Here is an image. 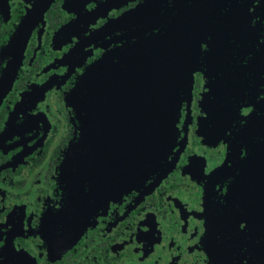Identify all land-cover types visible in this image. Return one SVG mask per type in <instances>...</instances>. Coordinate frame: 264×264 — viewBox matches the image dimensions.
Wrapping results in <instances>:
<instances>
[{
	"label": "flooded vegetation",
	"instance_id": "obj_1",
	"mask_svg": "<svg viewBox=\"0 0 264 264\" xmlns=\"http://www.w3.org/2000/svg\"><path fill=\"white\" fill-rule=\"evenodd\" d=\"M41 1L0 0V264H264V0Z\"/></svg>",
	"mask_w": 264,
	"mask_h": 264
},
{
	"label": "water",
	"instance_id": "obj_2",
	"mask_svg": "<svg viewBox=\"0 0 264 264\" xmlns=\"http://www.w3.org/2000/svg\"><path fill=\"white\" fill-rule=\"evenodd\" d=\"M51 1H52V0H46V1L42 0L41 2H39V5H37V7H36L35 10L37 11V10L39 9V6L41 5V3L44 2V8H43V11H45V9L50 5ZM191 88H192V86H191Z\"/></svg>",
	"mask_w": 264,
	"mask_h": 264
},
{
	"label": "rangeland",
	"instance_id": "obj_3",
	"mask_svg": "<svg viewBox=\"0 0 264 264\" xmlns=\"http://www.w3.org/2000/svg\"><path fill=\"white\" fill-rule=\"evenodd\" d=\"M152 111V110H151ZM151 113V112H150ZM152 113H154L153 111H152Z\"/></svg>",
	"mask_w": 264,
	"mask_h": 264
}]
</instances>
